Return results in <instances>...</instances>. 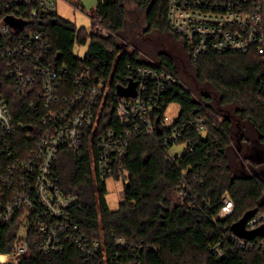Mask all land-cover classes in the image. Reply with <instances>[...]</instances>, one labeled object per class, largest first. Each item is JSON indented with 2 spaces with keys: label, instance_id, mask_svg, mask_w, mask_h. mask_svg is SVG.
Here are the masks:
<instances>
[{
  "label": "trees",
  "instance_id": "1",
  "mask_svg": "<svg viewBox=\"0 0 264 264\" xmlns=\"http://www.w3.org/2000/svg\"><path fill=\"white\" fill-rule=\"evenodd\" d=\"M96 1L90 12L92 25L100 21L107 26L111 31L107 37L58 13H40L32 21L33 28L47 32L58 63L112 78L115 96L106 101L97 128L87 130L79 151L61 149L52 168L62 190L81 198L72 209L74 220L87 236L104 243L109 264L129 259L141 264H264V251L241 248L228 233L246 211L264 209V169L251 172L249 164L251 152L264 155L263 59L254 52L206 53L194 59L186 39L168 21L169 0ZM133 8L142 11L144 33L171 38L154 59L176 77L164 91L167 106L179 103V120L206 115L209 136L193 133L194 149L172 162L160 133L156 138L134 135L129 154L114 172V177L124 178V200L112 209L106 198L107 178L94 166L93 144L100 133L119 124L122 115L116 98L123 95L119 87L127 83L128 64L151 63L138 47L125 42L132 16H140ZM89 39L86 54L80 56L76 42ZM8 102L18 120L28 119L32 110L24 96L8 92ZM22 134L19 145L25 142ZM183 169L188 170L187 199L178 189ZM224 193L232 196L235 208L228 217L219 218ZM22 224L20 217L0 221V253L12 251ZM115 236L128 243L116 244ZM28 239V255L0 264H86L74 244L66 242L59 252H45L40 247L43 234L33 223ZM214 241H222L223 257L209 249ZM96 263L102 264V257Z\"/></svg>",
  "mask_w": 264,
  "mask_h": 264
},
{
  "label": "built area",
  "instance_id": "2",
  "mask_svg": "<svg viewBox=\"0 0 264 264\" xmlns=\"http://www.w3.org/2000/svg\"><path fill=\"white\" fill-rule=\"evenodd\" d=\"M58 1L0 0V221L20 217L23 222L20 230L24 233L19 231L8 261L16 262L30 253L28 230L33 223L43 234L40 247L45 252H59L67 242L80 249L86 264H98L100 257L102 264H109L104 243L87 236L73 218L79 194L64 192L52 176L60 150L79 151L87 130L97 128L106 101L115 96L112 78L58 63L47 32L33 28L32 21L40 13H58ZM8 16L20 24L8 22ZM167 17L172 30L190 45L194 59L206 53L254 52L264 61V0H169ZM93 31L103 37L111 34L100 21ZM128 65L123 87L135 81L136 93L117 96L122 115L119 124L100 133L93 144L95 169L106 178L114 177L121 167L134 135L156 138L160 133L172 162L194 149L193 133L209 136L206 115L179 120L178 114L170 117L166 113L164 91L176 79L173 73L155 60ZM5 77L9 82H4ZM14 90L32 110L28 119L18 120L11 109L8 92ZM21 134L25 142L19 145ZM176 144H183V149L173 148ZM187 173L183 169L178 184L184 199L188 197ZM221 202L218 217L226 218L233 213L235 201L224 193ZM263 223L264 209L257 210L247 228ZM228 233L241 248L264 251L263 236L244 238L232 229ZM115 242L125 246L128 240L115 236ZM208 247L218 257L225 254L222 241ZM118 264L141 263L129 259Z\"/></svg>",
  "mask_w": 264,
  "mask_h": 264
},
{
  "label": "rangeland",
  "instance_id": "3",
  "mask_svg": "<svg viewBox=\"0 0 264 264\" xmlns=\"http://www.w3.org/2000/svg\"><path fill=\"white\" fill-rule=\"evenodd\" d=\"M96 0H59L58 1V14L72 22L78 27H86L88 31H92V17L90 12L96 6ZM133 6V5H132ZM140 12L139 17L132 16V24L129 27V32L125 42L132 47H138L141 55L149 60H154L156 53L165 45L170 44L171 38L161 37L158 33H144L143 27L145 22L142 19V11L138 8H133ZM137 15L136 12H134ZM181 43L182 41L179 40ZM90 39L86 43L76 42L75 52L80 56H84L88 49ZM175 45L178 43L174 40ZM180 105L177 102H171L168 105L166 113L170 117L179 114ZM173 148L178 150L183 149V144H176ZM249 157V164L251 172L264 169V155L259 152H251ZM256 168V170H254ZM108 193L106 195L109 206L112 209H117L120 202L124 200V178L108 177L106 179ZM21 234L24 230H20ZM10 252L0 253V261L5 262L10 259Z\"/></svg>",
  "mask_w": 264,
  "mask_h": 264
},
{
  "label": "water",
  "instance_id": "4",
  "mask_svg": "<svg viewBox=\"0 0 264 264\" xmlns=\"http://www.w3.org/2000/svg\"><path fill=\"white\" fill-rule=\"evenodd\" d=\"M7 21L18 26L20 22L10 16H8ZM137 82L130 80L127 87H119V92L123 95H131L136 93ZM257 212V208L250 209L246 211L241 218L236 220L232 224V230L240 237L252 239L257 235L264 237V223L253 229L247 228V221Z\"/></svg>",
  "mask_w": 264,
  "mask_h": 264
}]
</instances>
